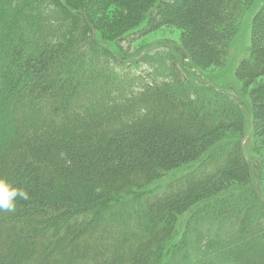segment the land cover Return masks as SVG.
<instances>
[{"label": "trees", "instance_id": "1", "mask_svg": "<svg viewBox=\"0 0 264 264\" xmlns=\"http://www.w3.org/2000/svg\"><path fill=\"white\" fill-rule=\"evenodd\" d=\"M2 51L0 264H264V0H0Z\"/></svg>", "mask_w": 264, "mask_h": 264}, {"label": "rangeland", "instance_id": "2", "mask_svg": "<svg viewBox=\"0 0 264 264\" xmlns=\"http://www.w3.org/2000/svg\"><path fill=\"white\" fill-rule=\"evenodd\" d=\"M262 3L263 2H260L258 4L260 5ZM39 10L46 15L48 24L53 27L51 31L59 32L60 28H57L56 24L60 23V19L56 16L55 12H53V9H51L50 6H43L42 8L39 7ZM61 25L62 28L65 30L69 26V25H65V23H61ZM244 28H245L244 30H246L245 34L242 35L241 31L239 34L237 33V36L235 38L236 40L233 43V48L231 50V53L229 54V57L224 61L227 62L226 66L223 63L222 66H214L207 69L208 73L210 74L213 73L214 75H218L219 77H221L222 79L221 83H224L225 85H227L228 83L232 82V80H234L235 65L238 59L244 54V49L247 44V36H249L247 33V31L249 30V25H247L246 23ZM116 30L117 28L113 26L112 29L109 30L110 33L107 35H111V33H113ZM185 34L186 32L182 27L178 25H167L161 27L160 29L154 32H151L150 34L142 38H137L135 35L131 36L130 39L120 41L122 42V45L119 46L126 48L129 53H136L138 52V50H142V49L149 50L152 47L154 48V46L158 48L159 44L166 40L179 42L185 36ZM0 55L5 57V53L3 51L0 52Z\"/></svg>", "mask_w": 264, "mask_h": 264}, {"label": "clouds", "instance_id": "3", "mask_svg": "<svg viewBox=\"0 0 264 264\" xmlns=\"http://www.w3.org/2000/svg\"><path fill=\"white\" fill-rule=\"evenodd\" d=\"M29 192L6 177L0 176V212L14 213L20 200L27 201Z\"/></svg>", "mask_w": 264, "mask_h": 264}]
</instances>
